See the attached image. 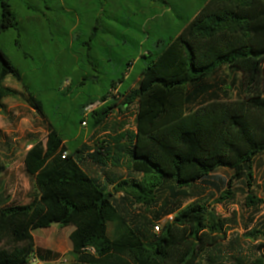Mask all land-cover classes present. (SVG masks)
<instances>
[{
    "label": "trees",
    "instance_id": "16d2710c",
    "mask_svg": "<svg viewBox=\"0 0 264 264\" xmlns=\"http://www.w3.org/2000/svg\"><path fill=\"white\" fill-rule=\"evenodd\" d=\"M0 9V37L9 30L19 33L10 0H0ZM175 35L156 52L148 51L151 64L140 71L136 89L127 95L135 80L125 86L121 80L110 84L125 98L122 111L136 106L135 129L82 150V136L75 139L78 129L70 121L59 123V111L81 90L80 124L97 130L117 105L116 96L110 101L109 94L97 92L83 97L86 82L93 80L83 71L82 81L59 89L57 111L46 113L45 103L27 88L17 91L6 85L8 77L23 82V75L0 47V112L7 110L5 99H15L47 122L46 140L34 143L24 159L36 196L21 205L0 192V264H32L34 256L54 263L61 255L37 247L33 236L54 224L73 228L70 255L76 264H264L262 254L249 259L225 252L234 244L227 235L231 220H222L204 203L179 210L170 208L168 201L164 213L156 212L155 220L144 223L132 222L120 211L128 201L155 207L166 189L177 197L198 183H209L219 169L231 171L232 180L246 178L251 187L255 159L264 153V84L258 86L264 60V0H206ZM75 43L80 45L76 51L84 46L80 39ZM224 69L234 78L242 75L235 99L221 79ZM232 80L235 85L237 80ZM98 100L105 104L85 117L84 109ZM88 150L84 159L81 154ZM86 163L95 168L94 175ZM125 164L141 178L109 176L106 168ZM163 216L172 220L159 225ZM110 223L115 226L112 236ZM259 234L264 236L263 231L251 232Z\"/></svg>",
    "mask_w": 264,
    "mask_h": 264
},
{
    "label": "rangeland",
    "instance_id": "374dc122",
    "mask_svg": "<svg viewBox=\"0 0 264 264\" xmlns=\"http://www.w3.org/2000/svg\"><path fill=\"white\" fill-rule=\"evenodd\" d=\"M10 2L18 15L20 31L17 33L15 30H9L3 33L0 37V47L22 73L23 82L8 77L6 85L17 91L27 88L30 94L45 103V112L49 113L57 111L62 101L59 89H67L72 83L82 81L81 73L87 71L93 80L88 79L82 96H91L96 92L109 94L110 101L109 98L115 100L113 98L115 95L117 105L111 110L104 126L93 131H90L88 125L80 124V101H77V98L81 95V90L76 98L69 100L61 108L57 121L61 124L66 121L74 123V129H78L75 139L82 136L80 150L85 147L94 149L99 140L111 141L109 136L134 130L136 106L122 111L125 98L119 97L117 89L111 90L110 84L112 81L121 80L125 86L135 80L127 89V95L138 87L140 71L151 64L152 57L148 55V51L156 52L158 45H164L177 34L179 14L176 9L171 7L167 14L168 18L175 22V29L165 32L163 28H157L152 23L147 26L145 22L155 11L166 10L165 3L150 0L118 1L112 8L106 7L107 12L101 16L104 26L101 25L95 30V22L90 20L92 12L87 9L89 7L87 1L78 6L76 1L70 0V7L73 8L69 16L70 21L77 13L83 19L80 29L70 33L57 31L56 28L54 31V27L48 29L49 24H54L57 18L60 1L10 0ZM195 2L199 6L202 4V0ZM76 37L84 43L83 49L77 52L76 49L79 47L76 46L77 43L71 47V40L74 39L75 42ZM160 39L163 42H158ZM89 49L91 52H88ZM262 61L258 86L264 84V60ZM220 76L227 83V88H230L231 97L237 98L242 75L237 74L234 78L229 70L224 69ZM232 78L237 80L235 85L232 84ZM120 86L118 85L119 91ZM252 96L249 94L248 98ZM4 103L7 110L5 113L0 112V192L9 195L13 203L24 205L30 203L37 194L34 179L25 169V155L34 143L46 140L47 122L36 110L22 101L9 98L5 99ZM68 141L67 139L66 142ZM89 152L88 150L81 156L86 159ZM89 164L86 163V167L91 175H94L95 168ZM96 170L98 175L102 173ZM106 170L113 172L115 176L111 177L118 180L141 178V175L130 173L126 164L121 168L110 167ZM253 174L249 187L246 178L232 180L231 171L219 169L209 183H198L177 197H174L170 189H166L155 207L148 208L128 201L121 204L120 211L132 222L144 223V220H155L156 212L164 213L162 208L168 201L171 204L170 208L179 207V210L194 202L204 203L222 220H231L227 235L234 244L227 245L225 252L230 256L242 255L255 259L260 257V254L264 255V236L251 235L254 229L264 232V153L256 157ZM112 186H109L111 192ZM228 191L230 193H227ZM250 195L256 197L255 203L248 200ZM120 197L121 195L117 196L118 199ZM161 220L163 221L159 225L164 224L169 217L163 216ZM114 227L113 223L109 224V236H112ZM72 230V227L61 228L56 224L48 229L36 230L33 232L35 244L39 248L59 253L61 256L54 262L56 264H76L70 255Z\"/></svg>",
    "mask_w": 264,
    "mask_h": 264
},
{
    "label": "crops",
    "instance_id": "0c3cea01",
    "mask_svg": "<svg viewBox=\"0 0 264 264\" xmlns=\"http://www.w3.org/2000/svg\"><path fill=\"white\" fill-rule=\"evenodd\" d=\"M60 1V11H58L57 14V18L55 19L54 24H49V27H54V31H60L61 32H67L69 31L70 33L75 32L77 30L80 29V26H82V21L83 19H81V15H78V13L76 14V16L74 18L71 19L70 21V14L72 13V7H70V0H57ZM77 2V5L80 6L83 2L88 3V11L92 12L91 16L92 18L90 20H92L93 22H95V29L98 30V28L102 25L103 23L101 22V16L102 13H106L107 12V8L106 7H110L112 8V6H114V4L118 1H122V0H74ZM197 0H167L165 5H166V10H163L161 12H154L153 15H151L149 18H146L145 22L146 25L148 26L149 24L152 23V25H154L157 28H163V30L165 32H168L172 29H175V22L173 20H171L170 18H168L167 14L168 11L171 10L172 8H175L177 11L178 15V27H177V33L179 32L180 28H181V24L182 21L184 19H188L189 14L193 12V10L196 8H199L201 6L204 5L206 0H202V4L196 5ZM155 2V1H153ZM107 3V5H105ZM82 10H85L82 8ZM78 11V10H77ZM58 13H61L60 15ZM144 13V12H143ZM0 14H1V9H0ZM145 14V13H144ZM145 16L147 17V15L145 14ZM65 19H64V18ZM69 18V19H67ZM56 28V30H55ZM105 29H103L104 31ZM76 39H79V37H76ZM162 41L161 39L158 40V42ZM163 42V41H162ZM58 45V44H57ZM74 45V39L71 40V47H73ZM75 46V45H74ZM80 46V45H77ZM81 49H83V47H81ZM80 50V49H79ZM78 50V51H79ZM77 52V51H76ZM76 53H74L75 55ZM222 79V78H221ZM139 80V78H138ZM223 80V79H222ZM91 165V164H89ZM86 169H88L85 166ZM114 168V167H113ZM115 176V174H113V172H109V176L111 177Z\"/></svg>",
    "mask_w": 264,
    "mask_h": 264
},
{
    "label": "built area",
    "instance_id": "2783aa9c",
    "mask_svg": "<svg viewBox=\"0 0 264 264\" xmlns=\"http://www.w3.org/2000/svg\"><path fill=\"white\" fill-rule=\"evenodd\" d=\"M118 90H116L117 92ZM109 100H111V98H109ZM108 101V100H107ZM103 104H105V102H102L100 100L92 103V104H89L85 109H84V115L85 117L89 116L91 113H93L95 110L99 109ZM85 125V123H83ZM67 153H64V156H66ZM169 220H172V216H169ZM155 230L157 232L160 231V226L157 225L155 226ZM31 263L32 264H56V263H44L42 261H40L38 258H36L35 256L34 257H31L30 259Z\"/></svg>",
    "mask_w": 264,
    "mask_h": 264
}]
</instances>
